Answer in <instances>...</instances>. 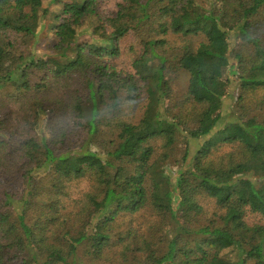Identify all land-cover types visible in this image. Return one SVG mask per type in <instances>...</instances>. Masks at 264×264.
I'll return each mask as SVG.
<instances>
[{"label":"trees","instance_id":"trees-1","mask_svg":"<svg viewBox=\"0 0 264 264\" xmlns=\"http://www.w3.org/2000/svg\"><path fill=\"white\" fill-rule=\"evenodd\" d=\"M102 1L63 4L44 59L16 55L8 36H36L42 1L0 0V91L49 131L11 147L0 99V264H264V123L223 106L234 81L264 99V0H121L99 18L110 30L75 43ZM169 69L188 74L192 125L168 104ZM221 146L235 148L213 158ZM202 194L215 206L205 224Z\"/></svg>","mask_w":264,"mask_h":264},{"label":"rangeland","instance_id":"rangeland-1","mask_svg":"<svg viewBox=\"0 0 264 264\" xmlns=\"http://www.w3.org/2000/svg\"><path fill=\"white\" fill-rule=\"evenodd\" d=\"M43 8L47 9V14L45 15L44 19L42 20L41 24L36 28V36H26L24 38L21 35H15L13 33H8L9 41L13 44V51L16 55L20 54L22 56H27L30 53L43 56L44 59L48 56L53 55V46L58 42V39L55 35L56 29L55 26L60 20L64 17L61 13L63 8V4L76 2L78 0H61L54 1V0H41ZM121 0H104L102 1L98 8H99V15L98 16H89L87 17L82 24L77 27L76 29V37L75 43H86L91 42V40H96L100 38V34L93 33L94 29L97 26H102L106 30H110L108 27V23L101 19L113 17L115 12L117 11V5L120 3ZM199 5L208 7L213 0H196ZM106 20V19H105ZM4 38V37H3ZM0 39V45L4 46L8 42L7 39ZM263 39H264V30H263ZM68 55H72L71 52ZM235 70L233 67L228 68L223 76L225 79L229 75H234ZM167 79L169 80V86L171 90V98L168 100V104L172 109V112L181 113V117L185 119L187 124L192 125V117L194 115V105L192 104L191 100L188 99L186 92H187V84H188V74L183 70L177 69H169ZM15 96L16 91L12 87H8L2 91H0V99L4 100L5 106L2 108V112H7L10 110L12 112V119H16L15 124L16 126L13 128L17 130V134H13L11 136H7V141L11 145V147L18 149L21 143L24 140H27L30 137H36L40 132H42L45 136H49V131L45 126V119L41 122L33 123L32 118L26 120L29 112L32 113V109L29 106L28 111L25 113L24 108L20 106V104L14 102L13 100L8 102L7 96ZM239 96L241 100L238 101ZM1 100V101H2ZM0 101V103H1ZM224 108L229 107L230 110L235 111L237 113H241L245 117H255L258 122L264 123V99H263V90L256 89V90H249L246 92H242L238 86L237 81L232 82L228 85L226 89V96L223 100ZM173 107V108H172ZM42 117H48L49 113L45 110L42 112ZM138 115V111L136 112ZM139 116H137V119ZM29 122V123H28ZM14 123V122H13ZM10 135V134H9ZM180 145L178 148H181V139H179ZM234 146H221L216 151L212 153L213 158H217L222 156L225 153L234 150ZM96 150L97 147H95ZM100 151V150H98ZM19 155V153H18ZM180 156V155H178ZM176 156V157H178ZM180 164L176 163L174 160L168 164L167 170L173 176L179 173ZM90 190V183L87 180H83L80 182H74L70 186V192L72 191L73 195L72 198L76 199L79 198L82 192ZM199 203L203 206L204 212L203 217L200 219V224H205L206 221L215 219L213 218V213L215 210V206L213 204V200L206 198L205 195L198 196ZM245 219L249 223H257L261 220V218L256 214H246ZM142 220L141 218L139 219ZM134 225V223H131ZM128 228V223L125 222L121 226L113 229L110 234L117 237H123L126 235ZM221 240V239H220ZM221 242H225L221 240ZM224 253L229 258H234L236 251L228 249L225 250Z\"/></svg>","mask_w":264,"mask_h":264}]
</instances>
